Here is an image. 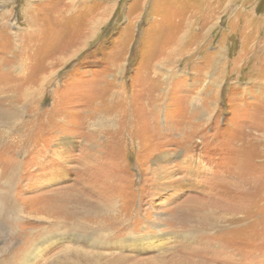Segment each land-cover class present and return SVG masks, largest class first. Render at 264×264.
Returning a JSON list of instances; mask_svg holds the SVG:
<instances>
[{
    "label": "rangeland",
    "instance_id": "rangeland-1",
    "mask_svg": "<svg viewBox=\"0 0 264 264\" xmlns=\"http://www.w3.org/2000/svg\"><path fill=\"white\" fill-rule=\"evenodd\" d=\"M68 1L0 0V84L47 77L36 118L0 139L10 193L105 220H62L35 264H264V0ZM25 208L0 222L8 258L48 225Z\"/></svg>",
    "mask_w": 264,
    "mask_h": 264
},
{
    "label": "bare ground",
    "instance_id": "bare-ground-1",
    "mask_svg": "<svg viewBox=\"0 0 264 264\" xmlns=\"http://www.w3.org/2000/svg\"><path fill=\"white\" fill-rule=\"evenodd\" d=\"M175 1H177V0H175ZM73 6H76V0H69L68 2H66L67 10L69 8H73ZM193 9H195V8H192L191 13L196 12V10H193ZM65 11H61L58 16H55V18H54L55 20H52L54 22V23L52 22V24H51L52 26H56L55 24H58V18H60V16ZM73 11H74V9H73ZM208 11L209 10L206 9V14ZM4 16L5 15H3V17ZM68 16L70 18L73 17L72 12H69ZM89 19L90 18L86 16L84 18V20L82 18L81 23L86 24V25L90 24ZM56 21H57V23H55ZM61 21H62V19L60 20V23H62ZM79 26H80V24L78 25L77 22L73 23V25H72L73 30H78ZM54 28H57V27H54ZM66 28H69V30H70L69 24L66 25ZM66 28L64 27L63 29L66 31L67 30ZM41 33H42V30L28 29L27 31H25L24 34L23 33L20 34L22 37L21 41H23V39H24L25 43L29 42V44H30L34 40L33 39L34 36L36 38H37V36L41 38L42 37ZM15 36L17 37L18 35H15ZM71 36H70V39H71ZM177 38L178 37L170 39V43L172 44V46L169 48L170 51L171 50L172 51L178 50V48H182L181 47L182 41H181V39H177ZM171 41H174V43H172ZM25 43L22 42L21 46H19L20 48H18V51L23 50L25 47L28 46V45L26 46ZM86 46H88V44H85L84 47H86ZM24 50H23V52H25ZM16 57H18V56H16ZM22 57H23V55H22ZM22 57L20 60H19V58H17V60H19L17 62V66L21 67L20 69H22V72L25 76V73H27L29 68L26 65H24V63H26L27 59H24ZM68 61H70V60L64 59V61H62V63L64 64V63H67ZM164 62L168 63V61L165 58H164ZM23 67H25V68H23ZM22 75L19 74L18 76H22ZM2 77L3 78L1 79V84H0V135L2 137H0V139L2 140V138L5 136V139L9 140L8 138H11V137H9V134H11V133L13 134L14 132L21 131L22 128L19 130V126L23 124L24 121H22V120H23V117L27 111H30L31 114H33V117L36 118V115L39 113L38 103H40L39 100L41 97V91H42V88L44 87V83L47 81V77L36 79V81H33L32 83H29V84L25 83V82L20 83L18 79L12 80L13 77L11 78V77H8L6 75H4V76L2 75ZM105 119H107V118H105ZM107 125H108V123H107ZM11 145H8V146L1 145L0 146V152L2 150H6L7 147L11 148ZM18 147H19V145H18ZM164 158L166 159V157H164ZM19 169H20L19 163H17V164L9 163V161L6 160L0 164V222L12 221V216H10V215H12L11 214L12 212H15L17 210H19L17 212L25 211L26 210L25 207H27V208H33L35 210L34 214L38 217L36 219H39V221H46V222H48V225H46V226L43 225L34 231L28 232L29 237L33 236L32 237L33 242L31 244H28L30 246H27V247L24 246V248L21 250L22 252H21L20 256L17 257L15 255H13V256L11 255L12 257L8 258V256H6V255H9V253H6L5 250L1 251L0 252V264H9L10 259L12 261H14V263L16 261H18V264H35V262L37 260H39L40 255L42 253H44L45 249H47L48 246H52V245L58 243L60 236H58L57 234H59L58 232H59V229L61 228L62 220H64L65 223H69L68 227H71V228L79 227V228H82L83 230L89 231L92 235H94L95 230H93V226L90 225L91 223H94L100 227H103L105 225V220H104V218H101L102 211H100L99 207L95 208V210L92 211V213L90 212L91 210H86L84 208L82 210V213L79 214L82 216V217H80V216H77V214L74 213V211H71V214H68V216L63 215L64 212L59 210V201H58L59 197H57V196H55V197L53 196L50 198L48 196H38L33 200V202H22V201H20V199L17 196L11 195V193H10L12 183L15 181L16 174L19 173L18 172ZM50 202H52V203H50ZM26 203H29V204H26ZM42 203H44V206H42ZM35 208H37V209H35ZM99 211H100V213H99ZM104 213L105 212H103V214ZM66 217H68V218H66ZM87 219H91L92 222L91 223L87 222ZM33 234H35L36 236ZM75 236H76L77 240L82 239L77 235H75ZM91 241H92V239L89 237L86 239L87 243H89ZM134 243H136V242H134ZM82 258L86 262L87 261L89 262L90 260H92L91 257L87 254L82 256ZM120 260H122V259H120Z\"/></svg>",
    "mask_w": 264,
    "mask_h": 264
}]
</instances>
